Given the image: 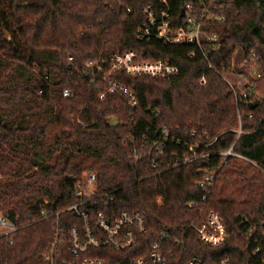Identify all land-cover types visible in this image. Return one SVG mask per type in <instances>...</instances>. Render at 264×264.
<instances>
[{"label":"trees","instance_id":"trees-1","mask_svg":"<svg viewBox=\"0 0 264 264\" xmlns=\"http://www.w3.org/2000/svg\"><path fill=\"white\" fill-rule=\"evenodd\" d=\"M154 1L0 0V215L16 228L0 236V264H47L57 216L43 219V213L72 205L77 183L90 174L98 192L114 194L116 210L145 215L150 234L143 247L168 230L162 243L167 264L194 258L220 264L227 257L225 264H264V235L255 226L250 237L245 222L259 224L264 215V101L255 108L238 106L200 53L190 58L193 46L140 41L141 8ZM189 1L169 0L178 24ZM225 13L224 42L211 63L221 69L252 51L264 58V0H226ZM127 50L147 60L166 59L180 70L168 80L115 73L135 94L133 108L124 96L100 99L89 87L85 66ZM238 111L253 116L243 119L245 133L236 140ZM232 144L241 157L222 163L213 153ZM249 168L261 178L258 186ZM213 170L216 181L205 204L197 182ZM209 209L226 226L217 247L200 241L190 227ZM59 216L71 218L67 227L80 224L74 212ZM140 253L114 258L125 261Z\"/></svg>","mask_w":264,"mask_h":264},{"label":"built area","instance_id":"built-area-1","mask_svg":"<svg viewBox=\"0 0 264 264\" xmlns=\"http://www.w3.org/2000/svg\"><path fill=\"white\" fill-rule=\"evenodd\" d=\"M226 0H190L182 5L180 11L181 22L178 24L170 13L169 0H155L141 8L143 16L142 25L137 30L140 41L151 43L157 41L164 46L190 45L195 48L190 53L194 59L197 51L207 61L206 69L215 72L229 87L237 105H255L258 101H264V58L262 55L252 51L247 57L238 62H231L229 66L222 65L216 68L210 61V57L217 53L223 45L227 24L225 13ZM131 13L130 8H126ZM72 61V58H70ZM89 79V87L99 93V98L104 99L106 95H120L127 98L131 108L137 103L135 94L116 80L115 73L137 77H153L162 80L171 79L179 75V67L162 58L147 60L142 58L136 50L124 52H113L105 59H90L85 63ZM200 82L206 83L205 75ZM68 92H64L67 96ZM253 114L238 111V126L234 129L236 140L245 133L243 130V119ZM166 131V129L164 128ZM235 140V141H236ZM235 144V142H234ZM234 144L227 150L213 153L221 156L222 163L230 156L240 158L233 151ZM164 149V145L156 146L157 153ZM137 159L141 156L135 155ZM158 158V156H156ZM187 160L186 162H189ZM155 167V158L152 159ZM217 170L206 173L197 182V187L203 190V202L206 204V196L214 187ZM95 175L90 174L88 178L79 181L76 185V201L56 212L53 215L43 213V219L57 216L54 227V237L44 255L47 264H167V256L164 253L162 243L169 237L167 229H162L157 237V242L143 247L149 230L145 215L139 211L116 210L112 205L114 194L109 192H98L95 186ZM47 202V201H46ZM87 206L89 208H87ZM194 207L193 201L188 203ZM203 207L198 212H203ZM67 212H74L80 219V224L67 227L71 223L70 217H62ZM64 221V222H62ZM248 235H254V228L258 226L264 235V215L259 224H250ZM6 228L2 231V228ZM190 227L197 232L198 238L210 246H220L224 242L226 226L220 214L213 209L206 212L205 219L199 224L193 222ZM16 230L14 224L0 216V236L10 235ZM259 241L262 237H258ZM259 241H256L259 242ZM180 245V241L175 242ZM138 249L140 254L135 257L114 258ZM259 252L256 248L252 255ZM229 258H225L220 264H225ZM196 258L187 264H198Z\"/></svg>","mask_w":264,"mask_h":264},{"label":"rangeland","instance_id":"rangeland-1","mask_svg":"<svg viewBox=\"0 0 264 264\" xmlns=\"http://www.w3.org/2000/svg\"><path fill=\"white\" fill-rule=\"evenodd\" d=\"M254 172V174L252 175V182H253V184L254 185H256V186H258L259 184H260V180H261V178L263 179V180H261V182H263L264 181V175L263 176H261V178L259 179V177H257V176H255V174L257 173L256 171H254V169L253 168H249L248 170H247V173L248 174H251V173H253ZM239 177V176H238ZM232 181H231V179H230V185L232 186V183H231ZM1 216V215H0ZM6 230V228H2V231H5Z\"/></svg>","mask_w":264,"mask_h":264},{"label":"water","instance_id":"water-1","mask_svg":"<svg viewBox=\"0 0 264 264\" xmlns=\"http://www.w3.org/2000/svg\"><path fill=\"white\" fill-rule=\"evenodd\" d=\"M181 13H182V12H181ZM251 107H252V108H255V105H252Z\"/></svg>","mask_w":264,"mask_h":264}]
</instances>
